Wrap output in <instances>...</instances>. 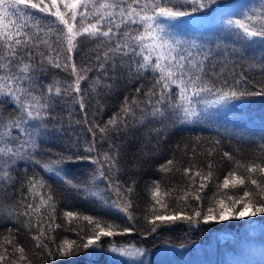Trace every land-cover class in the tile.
<instances>
[{"label":"snow or ice","instance_id":"1","mask_svg":"<svg viewBox=\"0 0 264 264\" xmlns=\"http://www.w3.org/2000/svg\"><path fill=\"white\" fill-rule=\"evenodd\" d=\"M219 4L0 0V224L6 229L0 232V264H34L33 256L44 264H57L58 256L92 260L105 251L113 264H142L143 248L115 238L137 231V176L160 154L169 128L212 129L218 116L264 98V0H250L237 11L220 10ZM209 12L218 13L211 22L221 29L214 47L210 40L197 43L168 31L173 22H195L197 14ZM256 48L259 55H248ZM254 70L260 79L250 75ZM121 86L123 99L102 119L104 100ZM73 122L82 126L80 133ZM213 130L192 137L191 144L177 143L172 158L158 164L164 178L182 170L188 182L168 187L162 178L147 185L153 203L143 217V238L177 223L191 228L229 220L244 221L247 232L259 227L264 236V223L253 219H264V132L256 139ZM233 136L237 144L226 150L224 141ZM53 140L59 150L48 146ZM245 141L256 144L248 161L239 158ZM176 151L188 157L187 167L181 169ZM214 157L232 168L207 196L218 167ZM173 194L175 206L169 203ZM76 200L100 214L73 208ZM120 216L132 226L111 218ZM59 229L78 238L57 242ZM21 235L31 237L32 248ZM253 251L264 264V244L241 250L237 264H249L244 256Z\"/></svg>","mask_w":264,"mask_h":264},{"label":"trees","instance_id":"2","mask_svg":"<svg viewBox=\"0 0 264 264\" xmlns=\"http://www.w3.org/2000/svg\"><path fill=\"white\" fill-rule=\"evenodd\" d=\"M239 0H220V4L215 6L218 9L227 6L229 4L238 2ZM237 6H241L240 2L236 3ZM211 13V12H209ZM208 13V14H209ZM37 15H40L37 13ZM197 15H205L204 13H199ZM220 26L212 31L211 33H204L201 36H198L195 38V41L197 43L204 42L206 40H210L213 42L212 46L214 47L215 41L220 36L221 29H219ZM225 42L233 44L235 47H239V44H234V42L228 38H223ZM186 40H194L190 37ZM84 50L87 51V45L83 46ZM259 55L260 49H249L248 55ZM83 54L81 53V56ZM79 59V57H78ZM237 71H240V69H236ZM56 71L57 75L60 77H64V73ZM90 75H93L90 73ZM250 75H254L256 79H260V72L259 70H254L253 73H250ZM125 94V90L123 86L117 88V90L110 96H108L104 102L108 105L105 113L103 114L102 119H107L108 116L111 115L112 111L119 105L120 101L123 99V95ZM92 103H95L93 100ZM78 108V106H77ZM230 115H233L232 117ZM237 117L245 118L247 119L246 122H238L235 123L233 120ZM97 119H101V117H97ZM65 123H67V120H65ZM242 123V124H241ZM82 126L78 127L73 122V129L75 132L80 133ZM214 128H220L221 130L227 129L233 134H240V135H249L256 139H258L261 132H264V98L261 97H253L250 98L247 102H245V106L242 108H233L231 112H228L225 118L218 117L215 120V124L213 125L212 129H205L198 126L193 125H178L175 128H169L166 139L162 142L161 148H160V154L156 157H153L151 160L147 161L142 169L140 170L137 180L138 183L136 185V190L138 193L137 202L139 204L138 208H135V213L140 217V219L137 222V231L133 233L132 235H125L122 237H116L115 239L120 242H131L134 243L137 247H141L144 249L145 252H155L159 248H161L164 245H169L175 248H182L180 249V252H174L173 254L177 256H182L185 254L190 253H196L200 254L202 259L198 260L199 263L202 261H206L208 258L212 256V254H209L214 249L213 247L216 245L209 244L210 239L213 238L214 235L218 233L223 232H233L241 234L247 230L244 229L240 232V230L245 226L244 221H235V220H229L226 222H222L219 224L216 223H210L208 225L200 224L195 227H189L186 224L183 223H177L172 228H161L158 229L156 233H153L149 235L146 239L142 237L140 232L142 231L143 227H146V221L143 219L145 215L146 208L149 204L153 203L151 200L150 194L147 190V185L151 184L153 180H161L164 178V174L157 171V166L160 163H163L166 159L172 158L174 153V148L177 143H180L183 145L184 143H192L191 138L197 135L200 136H209L214 134ZM84 135H87L86 129L84 130ZM90 138V137H89ZM237 142L235 139V136L232 137V139H226L224 141V148L226 150L232 151L233 148L236 146ZM49 147H52L54 150H59L62 145L58 141H51L48 145ZM241 148V154L239 158L244 161H248L253 159L254 156V150L256 148V144H249L248 142H243L240 145ZM175 157L177 160H182L183 164L181 166V169L183 167H187L189 160L188 157L184 156L183 153L176 151ZM198 160L203 161L204 157H198ZM214 162L218 164V167L215 169L216 175L214 177V182L209 185V187L205 190L207 196H211L213 192L216 191V183L222 182L223 178L227 175L228 171L231 170L232 164L229 161L224 160L223 163H220L219 157L213 158ZM202 167H207L206 163H201ZM75 167V166H72ZM88 167H91L88 165ZM42 171V170H41ZM242 171V170H241ZM47 176V174H44ZM126 178V177H125ZM187 178L184 176L183 171L180 172H173L169 174L168 177L164 178V183L168 187L172 186H183L187 184ZM197 183H199V178H197ZM175 194H173V198L169 199V203L172 206H175ZM193 204L196 203V201H192ZM207 199L204 201V207H207ZM61 207V213L59 217V222L64 223L63 217H62V211L64 210L63 206ZM73 208H76L80 211H83L85 214L90 215H98L97 211H95L89 204L82 200H76L75 203L72 205ZM158 211L163 212L165 211L163 208H159L157 206ZM113 219H117L118 222L131 227L132 225L127 222V219L120 216V217H111ZM259 223H264V219L261 217L253 218ZM85 227H87L86 222H84ZM8 227H12L11 224L8 225ZM5 226L3 224H0V232H4ZM58 235H57V242L62 240L63 238L67 237L69 239H77L78 237L74 232L64 231L63 229H59ZM245 235V234H243ZM242 235V236H243ZM264 237V236H263ZM20 240L25 244L26 247L32 248V245L34 242L31 241L30 236L21 235ZM106 239V238H105ZM215 242V241H214ZM237 242V241H236ZM261 245L264 244V239L261 241ZM209 244V245H208ZM228 242L220 243L218 247L221 248H230V244L228 245ZM183 245V246H182ZM213 245V247H212ZM36 252H39V249H35ZM192 255V254H191ZM34 264H44V261L41 257L33 256L32 257ZM181 260V259H176ZM260 259L255 261L253 264H259ZM57 264H113V262L109 259V255L107 252H102L98 257L89 260V258L85 255H78V256H71V257H57Z\"/></svg>","mask_w":264,"mask_h":264},{"label":"rangeland","instance_id":"3","mask_svg":"<svg viewBox=\"0 0 264 264\" xmlns=\"http://www.w3.org/2000/svg\"><path fill=\"white\" fill-rule=\"evenodd\" d=\"M241 5L248 4L250 0H239L238 2L229 4L227 6H224L220 8V10L223 11H237L240 6H237L239 3ZM218 13H209L207 15H196L193 19L195 22L189 21L187 19L181 20L179 22H173L172 24L168 25V31L177 38L182 39H188L189 37L191 39L197 38L198 36H201L204 33H211L212 31L216 30L219 27V24H213L212 17L213 15H217ZM220 29V28H219ZM231 112V111H229ZM231 117L233 115H230ZM220 118H225V115L218 116ZM217 117V118H218ZM216 118V119H217ZM247 119L237 117L233 120V122H246ZM241 123V124H242ZM247 228V225L240 230L243 231ZM245 234V235H243ZM247 234V241H244ZM243 235V236H242ZM264 239L263 236H261L259 227H257L256 232H247V230L241 234L233 233V232H223L218 233L213 236V238L210 239V243L213 245H216L213 247L211 253L212 256L208 258L206 261H202L199 263L198 260L202 259L200 254L196 253H190L182 255V256H175L174 252H180V249L182 248H175L169 245H164L161 248H159L155 252H145L144 256L141 257L142 264H237V261L241 259L240 252L241 250H247L249 245L253 249H259L261 247V240ZM215 241V242H214ZM237 241V242H236ZM228 242L230 244V248H221L218 247L220 243ZM208 244V245H209ZM228 244V245H229ZM192 254V255H191ZM181 259V260H176ZM244 259L249 261V264H253L255 261L260 259L259 252L253 251L250 253H247L244 256Z\"/></svg>","mask_w":264,"mask_h":264}]
</instances>
